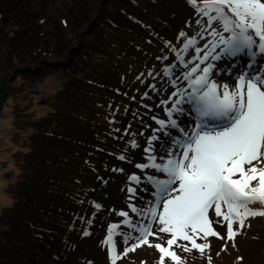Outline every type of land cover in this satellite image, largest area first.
<instances>
[{"label":"rangeland","instance_id":"1","mask_svg":"<svg viewBox=\"0 0 264 264\" xmlns=\"http://www.w3.org/2000/svg\"><path fill=\"white\" fill-rule=\"evenodd\" d=\"M120 1L0 0V264H111L109 249L103 244L110 225L121 224L117 231H128L118 212L128 211L135 222L139 218L131 212L129 205L144 207L151 198L154 199V189L145 180L152 170H143L145 174L140 175L142 183L139 185L131 180V176L137 175V164L147 162L148 153L144 149L152 136L160 137V140L152 141L157 148L158 160L162 154L158 148L160 135L179 138L176 129L155 131L160 127L156 121H168L167 110L178 99L171 94L178 88L187 87L183 74L199 63L194 60L195 48L182 53L185 63L191 61L187 68L179 63L172 48L182 49L185 40L179 37L181 32L187 33L189 38L196 37L195 47H202L213 38L207 33L203 39L197 35L200 25L196 20L200 17L187 0H134L139 2V8L135 12L126 10L125 16L117 20L135 27L129 20L138 23L136 14L143 15L144 20L159 28L157 48L150 55L141 57L138 67L127 65L119 76L122 82L133 81V88L117 87L114 93L110 92L117 78L112 60L109 57L107 61L100 60L104 40L97 28L107 23L112 5ZM15 2L21 10L14 7ZM6 12H11L8 18ZM71 17L75 18V29L66 33L61 30V21L73 20ZM9 18L10 23L21 25V29L11 35L4 33ZM77 31L85 33L80 35ZM163 39H167L168 44H163ZM116 51L108 48L105 54L112 58ZM129 57L123 56L126 60ZM257 59L259 63L254 69L249 68L248 56L224 59L215 74L217 83H227L231 88L239 75L250 74V70L264 75V56L259 55ZM172 65H175L173 75H162L164 68ZM204 66L200 65L201 68ZM151 69L152 76L145 80L144 72ZM85 75L109 84V90L100 94L94 85L95 98H90L92 90L84 80L92 79H86ZM172 80L176 81L175 87ZM187 115L186 121L180 120L185 114L177 113L173 118L179 117L180 127L190 131L195 124V115ZM70 129H76L81 137L76 139L82 144L84 156L89 153L83 145L89 143L101 147L96 171L87 168L93 174V200L91 202L89 196L84 195L89 207L84 215L69 207V211L78 213L80 218L67 225L66 231L51 236L42 233L45 229H61L60 224H53V214L59 213V207L65 205V200L58 197V190L53 188L56 186L54 181L60 177L55 178L54 174L53 160L55 163L58 153L53 157L57 152L53 147L62 145L60 138ZM68 138L74 139L71 135ZM133 141L137 147L132 146ZM120 156L125 159L121 160ZM68 160L79 164L82 157H69ZM63 161L67 160L63 158ZM140 186L143 191L139 192ZM129 188H137L135 196ZM156 228L153 225V231ZM236 228L238 225L234 226ZM84 232L90 235L85 236ZM41 234L46 248L53 252L40 250ZM160 235L164 236L163 240L149 237L150 242L167 246L165 241L169 237ZM64 237L65 243L61 240L58 247V238ZM114 239L117 240V252L122 253L126 245L120 237ZM235 241L238 242L236 250L245 247L236 257L235 264H264V217H249ZM232 246L233 242L226 238L215 252H207L211 264H233L235 255L229 250ZM173 250L187 264H208L206 256L195 250L183 253L175 245ZM159 258L160 253L154 247L144 245L129 252L117 264H159ZM165 264H171L169 258H165Z\"/></svg>","mask_w":264,"mask_h":264},{"label":"snow or ice","instance_id":"2","mask_svg":"<svg viewBox=\"0 0 264 264\" xmlns=\"http://www.w3.org/2000/svg\"><path fill=\"white\" fill-rule=\"evenodd\" d=\"M187 3L200 17L196 20L200 25L197 35L203 39L207 33L213 39L195 47L196 37L189 38L181 32L179 37L185 40L182 49L172 48L185 68L191 61L185 63L182 53L190 48H195L194 60L199 61L183 74L187 87L171 94L178 99L167 110L168 121H156L160 127L155 131L176 129L180 136L167 147L159 146L162 153L159 160L152 141L160 137L152 136L144 149L148 153L147 162L136 167L152 170L145 180L154 189V199L144 207L129 205L139 218L135 222L128 211L118 212L128 231H117L121 224L110 225L103 244L109 249L111 264H117L144 245L160 253L159 264H165V258L171 264H187L173 250L174 245L183 252L198 251L211 264L206 251L211 247L209 237L225 239L214 225L226 227L227 239L234 241L249 217H264V75L255 72L239 75L231 88L213 78L216 61L248 56L253 61L249 64L252 68L256 56H264V0H187ZM201 64L205 66L201 68ZM174 67H165L162 75L171 77ZM171 83L175 87L176 81ZM152 87L155 90V85ZM177 113L195 114L190 131L180 127L179 117L173 118ZM132 146L138 145L133 141ZM131 180L137 185L142 183L136 174ZM128 191L135 196L137 189ZM96 207L99 209L100 205ZM153 225L157 226L156 231ZM234 225L238 228L234 229ZM160 234L169 237L165 241L167 246L150 242L149 237L163 240ZM117 236L126 245L122 253L117 252L114 239Z\"/></svg>","mask_w":264,"mask_h":264},{"label":"trees","instance_id":"3","mask_svg":"<svg viewBox=\"0 0 264 264\" xmlns=\"http://www.w3.org/2000/svg\"><path fill=\"white\" fill-rule=\"evenodd\" d=\"M14 7L17 8V11L21 10V7L18 3L15 2ZM139 8V2L134 1V0H121L117 4H113L109 13H108V18H107V23L100 24L97 28L98 33L103 37L104 44L101 46V51L99 52L102 56L100 59L101 61L105 60L107 61V57L112 60V66L114 68V77L117 78V81L114 85H111L110 90H109V84L99 82L97 80H94L95 78H91L89 76H86V79L91 81H86L84 80V83L86 86L89 87L90 90L95 89L93 86L95 85L99 92L102 93L105 90H109L110 92L114 93L115 88L121 87L123 90L126 89H131L133 88V81L130 82H122L119 80V76H121L122 73H124V69L127 65H131L133 67H138L139 62L138 60L141 57H145L147 55H150L152 51L156 50V38L158 36L159 28L153 24L149 23L146 20L143 19V15L136 14L138 20L140 22H131V24L135 25V27L132 26H126L124 25L121 21H118V17H124L125 16V11L128 10L130 12H135V10ZM143 12V10H142ZM9 15L11 14L8 13ZM7 12L5 13L6 18H8ZM139 15V16H138ZM12 18V17H11ZM11 18L8 19V23L6 25L7 29L5 28L4 33L11 35L16 29L20 30L21 25L16 24V22H11ZM73 20L70 18L64 19L61 21V30H64L66 33L72 28L75 29L74 23V17H71ZM112 19V20H110ZM60 28L58 27V30ZM82 32L77 31V34L81 35ZM146 35H145V34ZM90 39H93L90 38ZM97 41V37L95 38ZM163 44H168V40L164 39ZM112 48L116 49L117 51L111 58L110 55L105 54L106 49ZM93 52V51H90ZM124 55H130L128 60L123 58ZM145 60V58H143ZM110 65V64H109ZM141 68V67H140ZM138 68V70L140 69ZM145 76L144 79H148L150 76H152V69L149 70L148 72H144ZM151 73V75H150ZM112 74V73H111ZM140 82V81H139ZM121 84V86H120ZM136 84V82H135ZM134 84V86H135ZM95 90L90 91L89 97L90 98H95L94 97ZM109 110V109H105ZM71 135L74 137V139H69L68 136ZM78 132L76 129H70L67 134H63L62 138V145H56L53 147V150H56V153H53V157H56L58 153V158L56 159L55 163L53 160V164L56 165L55 169V178L57 177L55 183L53 185H56L55 190H58V197L60 199L65 200V205L59 207V213L57 212L55 215L53 214V224L61 225V229L57 230L56 228H50L49 230L45 229V232L42 234H49L51 236H54L55 234L61 233L63 231L67 230V225H71L73 221L76 219L80 218V215L77 213H72L69 211V207H74L76 209L75 212L80 211L85 214V209H89L87 201H86V196H89L90 201L92 202V196L91 193L92 191V186L93 181H92V173L89 172L91 170L93 172L96 171L95 165L98 164V155L99 151L101 150L100 146L97 145H92V144H85L83 145L84 149L89 153V155L84 156V153L82 151V144L78 143L77 139L78 138ZM105 136L101 137L104 139ZM81 138V137H79ZM83 139V138H82ZM70 145V146H68ZM97 149V151H95ZM82 157V162L79 164H74V162L69 161V157ZM63 158L66 159L67 161H63ZM74 160V159H73ZM59 168H58V167ZM65 168V170L60 169ZM89 170H88V169ZM68 186L69 189L63 190V186ZM95 189V188H94ZM53 190V189H52ZM54 190V191H55ZM70 201V202H69ZM93 207H94V202H93ZM56 217V219H55ZM40 235V238L38 242L40 246V250L43 252L49 251L44 243V235ZM61 240L63 241V244L65 243V237L64 238H58L57 246H61L60 242ZM33 250H36L34 248ZM53 252V250H51ZM49 251V252H51Z\"/></svg>","mask_w":264,"mask_h":264},{"label":"bare ground","instance_id":"4","mask_svg":"<svg viewBox=\"0 0 264 264\" xmlns=\"http://www.w3.org/2000/svg\"><path fill=\"white\" fill-rule=\"evenodd\" d=\"M256 59H257V56H256V58H255V63H256ZM251 60V59H250ZM224 61V59H222V60H220V61H216L215 63H216V66H217V68H216V72H215V70H214V73H213V78L215 79V74L216 73H218V71L217 70H219V67L221 66V63ZM252 61V60H251ZM220 63V64H219ZM229 63H230V61H229ZM232 64H228V66H231ZM227 66V67H228ZM255 67H257L256 65H254V67H252V69H254ZM179 89V88H178ZM181 115V114H180ZM186 116H181L180 117V120L181 121H186L188 118H189V116L187 115V114H185ZM195 115V114H194ZM161 136V142L159 141V143H158V148H159V146L161 145V144H163L165 147H167V145L169 144V143H171L172 142V140H173V138H167L165 135H160ZM166 137V138H165ZM165 138V139H164ZM137 171V175H144L145 173L141 170V169H139V170H136ZM136 184V183H135ZM137 185V184H136ZM143 186V185H142ZM139 188V192L140 191H143L142 189H141V186L140 187H138ZM137 189V188H136ZM137 192H138V190H137ZM151 200H153V198H151ZM210 215H211V213H210ZM235 226V225H234ZM233 226V227H234ZM214 227H216V229H217V231H219L220 233H221V235H223V236H225V239L227 238V233H226V230H225V233H224V229L226 228H221V227H219V226H216V225H214ZM237 238V236L235 237V239ZM224 239V240H225ZM209 240H210V242H211V247H210V249H208V250H206L207 252H210V253H212V252H215V249H217V246H219L224 240H220V239H217V238H215V237H209ZM229 241H232V240H229ZM197 242L198 243H203L204 241H202V240H197ZM233 242V244H235V246H232L233 248H231V247H229V250H230V252L232 251V255L234 256L235 255V258H234V260H233V264H235L236 263V257L238 256V254H240V253H242V248H245V247H243V246H240L239 248H238V250H236L237 249V245H238V242L237 241H232ZM188 243V242H187ZM189 246H190V244H189ZM149 251V250H148ZM236 251H237V253H236ZM195 252L196 253H199L198 251H196L195 250ZM183 253H185V252H183ZM232 255L230 256L231 257V259H232ZM241 255V254H240Z\"/></svg>","mask_w":264,"mask_h":264},{"label":"water","instance_id":"5","mask_svg":"<svg viewBox=\"0 0 264 264\" xmlns=\"http://www.w3.org/2000/svg\"><path fill=\"white\" fill-rule=\"evenodd\" d=\"M85 32H87V30H86ZM85 32H84V33H85ZM84 33H81V34H84Z\"/></svg>","mask_w":264,"mask_h":264}]
</instances>
